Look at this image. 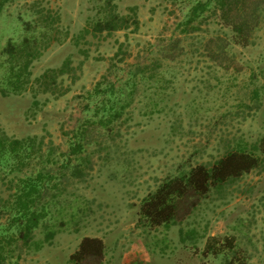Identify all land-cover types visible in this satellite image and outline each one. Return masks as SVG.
<instances>
[{
	"label": "rangeland",
	"instance_id": "obj_1",
	"mask_svg": "<svg viewBox=\"0 0 264 264\" xmlns=\"http://www.w3.org/2000/svg\"><path fill=\"white\" fill-rule=\"evenodd\" d=\"M261 1L252 0L248 12ZM103 4L9 0L0 13V52L9 40L20 43L44 31L42 8L61 17L58 33L50 34L53 42L33 64V79L60 68L68 57L81 66L76 83L68 76L60 80L59 90L68 89L64 96L39 94L40 107L33 110L32 87L21 96L1 94L6 68L0 65V132L17 140L38 138L23 163L0 161V195L43 174L40 206L49 215L35 240L48 230L58 232L38 252L15 244L5 264H67L84 237L114 248L151 245L166 258L164 264H264L261 152L262 169L228 187L224 198L201 197L180 224L152 226L141 215L143 200L164 180L201 164L212 167L231 150L250 152L263 137L264 4L250 23L252 29L259 25L247 47L237 43L215 0H119L121 16L137 7V31L78 39L88 22L102 19ZM198 4L208 8L195 16ZM30 23L35 29L28 31ZM10 218H1V232ZM181 229L185 237L195 229L197 242L182 244ZM229 238L236 256L225 248L219 255L205 252L210 242L223 247Z\"/></svg>",
	"mask_w": 264,
	"mask_h": 264
},
{
	"label": "trees",
	"instance_id": "obj_2",
	"mask_svg": "<svg viewBox=\"0 0 264 264\" xmlns=\"http://www.w3.org/2000/svg\"><path fill=\"white\" fill-rule=\"evenodd\" d=\"M118 1L104 0L101 7L102 19L93 25L88 22V25L77 38H85L86 35L90 34L96 36L107 33L111 35L118 31L129 30L132 27L137 31L140 25L137 7L130 8V14L121 16L118 12ZM251 1L215 0L225 23L235 33L237 43L244 47L251 44L252 30H255L259 23H255L253 29L250 23L252 20L256 21L258 18L256 11L258 7L264 4V0L257 4V9L252 13L255 16L252 18V14L248 12ZM7 2L8 0H3L0 3V13ZM207 8L208 4H198L194 8L193 14L197 16ZM38 14L42 19L44 31L40 32L39 36H26L20 43L9 40L6 47L0 52V62L1 58L5 56V61L0 65L6 68L1 94L4 97L21 96L29 92V87H32L30 92L34 100L32 103L33 110H38L40 107V102L37 100L39 94L64 96L68 89L59 90L62 87L60 80L68 76L72 83H76L79 80L77 70L81 69V66L74 67L71 57H68L60 68L48 69L41 76L33 79L31 70L33 64L50 47L51 42H53L50 34L58 33L59 28L57 26L61 22V17L59 15L58 17L54 16L51 10L42 8ZM26 27L28 31L35 29L34 23L26 24ZM68 38L69 33L66 36V39ZM84 55L87 58V53ZM259 95L260 92L255 90L254 96L259 97ZM37 142V137L17 140L10 138L5 132H0V161L23 163L26 160L25 155H29V151L38 147ZM42 143L41 141L39 146ZM75 151L74 149V153L77 154ZM258 152L264 154V135L257 143L250 145V152L243 148L231 150L216 161L212 167L201 164L189 172L164 180L155 192L143 200L141 215L152 226H164L166 229H170L172 226L180 224L198 208L201 197L216 193L219 197L224 198L228 187L233 186L244 175L253 170L262 169L263 160L257 156ZM44 180V175L40 173L33 180H21L20 184L14 188L11 187L10 189L15 192L9 196L0 195V220L3 215L11 217L8 230L0 231V264L7 262L8 253L15 244L22 243L27 248L38 252L45 245L51 244L56 237L57 231L48 230L43 240H35V231L41 227L49 215L47 206H40L46 187ZM11 229H14L13 233L9 232L12 231ZM183 232L184 230L181 229L180 241L182 244H186L187 239H190V242L194 244L197 242L198 234L195 229L188 232L187 238ZM224 248L232 251L235 256L238 254L235 251L234 240L230 238L225 240L223 247L218 246L217 242H210L206 246L205 252L219 255ZM106 253L107 247L103 239L84 237L77 251L70 255L67 264H106ZM228 264H233V261Z\"/></svg>",
	"mask_w": 264,
	"mask_h": 264
},
{
	"label": "crops",
	"instance_id": "obj_3",
	"mask_svg": "<svg viewBox=\"0 0 264 264\" xmlns=\"http://www.w3.org/2000/svg\"><path fill=\"white\" fill-rule=\"evenodd\" d=\"M106 247V264H164L166 259L158 253H153L152 246L147 244L135 243L127 245L126 248Z\"/></svg>",
	"mask_w": 264,
	"mask_h": 264
}]
</instances>
